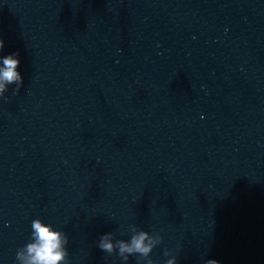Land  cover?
Instances as JSON below:
<instances>
[{
	"label": "water",
	"instance_id": "95a60500",
	"mask_svg": "<svg viewBox=\"0 0 264 264\" xmlns=\"http://www.w3.org/2000/svg\"><path fill=\"white\" fill-rule=\"evenodd\" d=\"M0 40V264L36 221L56 264H264V0H0Z\"/></svg>",
	"mask_w": 264,
	"mask_h": 264
},
{
	"label": "clouds",
	"instance_id": "9594fccd",
	"mask_svg": "<svg viewBox=\"0 0 264 264\" xmlns=\"http://www.w3.org/2000/svg\"><path fill=\"white\" fill-rule=\"evenodd\" d=\"M3 47V41L0 40V48ZM16 55V54H13ZM19 64L18 59H14L12 55L4 59V65L6 66L2 72V79L7 82L19 81L21 78L19 74L15 71L17 65ZM0 91H3V84H0ZM33 227L39 238V245H30L29 251L34 252V261L39 262V264H56L57 261L62 259L63 254L56 251L60 247L59 234L56 232L49 231L48 227L42 226L39 221L34 222ZM146 233H141L138 237L133 238V245L135 250L147 253L150 251V247L144 246V240ZM101 249L111 251L112 244L108 241L107 236L102 238L99 245ZM121 251H132L127 245L121 244ZM172 264V261H169ZM207 264H219L217 260H208Z\"/></svg>",
	"mask_w": 264,
	"mask_h": 264
}]
</instances>
